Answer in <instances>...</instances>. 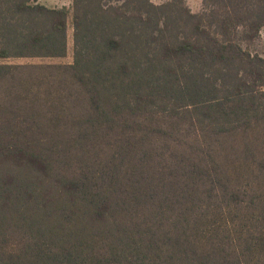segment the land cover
<instances>
[{
  "label": "trees",
  "instance_id": "1",
  "mask_svg": "<svg viewBox=\"0 0 264 264\" xmlns=\"http://www.w3.org/2000/svg\"><path fill=\"white\" fill-rule=\"evenodd\" d=\"M71 1L70 68L90 107L79 127V142L129 123L130 166L153 127L147 119L156 122L162 116L217 136L264 118V58L240 45L264 26V0H203L200 14L182 8L183 0L159 6L148 0H125L120 6L111 5L115 0ZM68 13L38 0H0V59L63 57ZM11 68L0 63V81ZM157 128L171 132L166 123ZM137 132L141 136L132 141L131 133ZM15 140L5 143L0 135V166L33 173L30 167L40 164L43 170L35 184L9 172L8 183L0 185V200L10 202L0 221L14 213L30 232L16 251L0 245V264H244L242 257L253 253L252 241L245 253L214 247L202 251L178 230L180 221L173 231L155 217L138 216L140 207L161 210L173 197L188 199L186 187L210 176L207 168L182 160L172 174L155 180L141 167L140 157L128 178L119 165L105 178L65 179L52 175L50 165L46 169V159L21 158L28 153ZM55 176L47 194L44 179L39 180ZM180 181L184 188L162 193L165 185ZM32 199L34 206L27 208ZM259 259L264 264V255Z\"/></svg>",
  "mask_w": 264,
  "mask_h": 264
},
{
  "label": "rangeland",
  "instance_id": "2",
  "mask_svg": "<svg viewBox=\"0 0 264 264\" xmlns=\"http://www.w3.org/2000/svg\"><path fill=\"white\" fill-rule=\"evenodd\" d=\"M123 1L115 0L111 5L120 6ZM148 1L159 6L169 0ZM43 4L51 8L65 7L69 11L65 55L0 59V63L12 66L11 73L0 81V135L4 142L16 139L14 143L28 153L21 158L34 155L46 159V169L50 165L52 175L65 176V179L82 175L105 178L115 173L119 165L128 178L129 168L133 163L139 164L140 157L143 159L141 167L155 180L172 174L174 164L182 160L207 168L210 176L189 184L191 188L186 187L190 192L185 195L188 199L176 201L173 197L172 203L164 202L161 210L151 205L140 207L138 216L155 217L164 229L173 231L175 227L178 229L180 221L178 230H184L186 237L202 251L214 247L228 253H245L252 241L253 253H246L249 257H242V261L259 264V258L264 255V118L217 136L196 133L187 125L166 121L162 116L155 117L156 122L147 119L153 127L130 166L129 123L100 131L79 142L78 135L83 131L79 127L90 113V107L85 88L70 68L74 53L72 1L47 0ZM182 8L191 14H200L204 11L203 0H183ZM240 45L264 58V26L256 38ZM163 123L171 127V132H157L158 125ZM131 135H134L131 140L137 141L141 132ZM30 169L33 173L11 164L0 166V185L8 183L9 172L35 184V177L41 175L43 167L36 164ZM56 179V176L51 181L40 178L39 183H43L47 194L52 193L51 185ZM183 182L165 185L162 193L172 195L185 187ZM31 201L33 199L27 208L34 206L35 202L31 204ZM6 203L7 200H0V213L8 208L10 202ZM127 208L125 219L129 220V206ZM11 216L4 218V223L0 221V245L5 251H16L24 242L23 238L30 235L16 219V214Z\"/></svg>",
  "mask_w": 264,
  "mask_h": 264
},
{
  "label": "crops",
  "instance_id": "3",
  "mask_svg": "<svg viewBox=\"0 0 264 264\" xmlns=\"http://www.w3.org/2000/svg\"><path fill=\"white\" fill-rule=\"evenodd\" d=\"M38 1H40L41 3H44V2H46L47 0H38Z\"/></svg>",
  "mask_w": 264,
  "mask_h": 264
}]
</instances>
